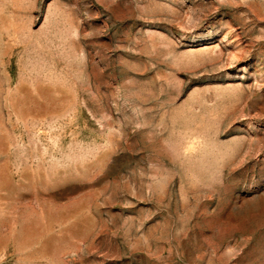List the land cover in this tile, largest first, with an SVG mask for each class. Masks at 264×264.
<instances>
[{"label": "rangeland", "instance_id": "obj_1", "mask_svg": "<svg viewBox=\"0 0 264 264\" xmlns=\"http://www.w3.org/2000/svg\"><path fill=\"white\" fill-rule=\"evenodd\" d=\"M0 264H264V0H0Z\"/></svg>", "mask_w": 264, "mask_h": 264}]
</instances>
